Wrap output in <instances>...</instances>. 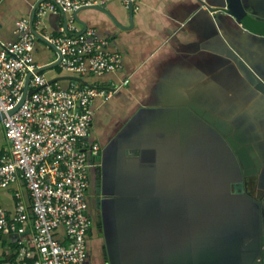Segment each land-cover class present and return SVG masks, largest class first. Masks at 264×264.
I'll return each instance as SVG.
<instances>
[{"label":"crops","instance_id":"crops-1","mask_svg":"<svg viewBox=\"0 0 264 264\" xmlns=\"http://www.w3.org/2000/svg\"><path fill=\"white\" fill-rule=\"evenodd\" d=\"M37 2L0 0V39L17 41V22L30 19ZM244 2L264 15V0ZM223 4L142 0L131 19L121 0H107L123 27L103 11L79 12L80 32L95 30L107 50L122 57L116 72L84 78L112 90L108 101L94 102L87 136L101 152L89 169L86 213L95 225L85 264H257L264 96L253 74L264 80V36L208 8ZM64 26L62 12L50 13L38 32L47 38ZM34 56L40 67L58 58L37 37ZM41 73L70 86L63 78L71 75L60 65ZM8 146L0 121V155ZM15 191L26 201L30 222L25 234L0 241V258L3 242H19L31 231L23 180L0 190V203L11 218ZM55 236L64 239V229Z\"/></svg>","mask_w":264,"mask_h":264},{"label":"built area","instance_id":"built-area-1","mask_svg":"<svg viewBox=\"0 0 264 264\" xmlns=\"http://www.w3.org/2000/svg\"><path fill=\"white\" fill-rule=\"evenodd\" d=\"M136 10L142 0H121ZM107 0H42L34 22H17L18 40L0 39V113L9 146L0 155V190H7L19 179L29 192L33 219L28 239L22 246L16 264H24L28 247L35 250L34 264H85L86 237L91 221L86 213L87 170L89 157L99 151L97 143L89 144L87 136L94 117L97 98L108 101L112 90L70 82L63 88L50 81L35 61V34L44 26L46 15L59 12L69 15L68 24L57 35L46 36L61 53L64 73L86 78L116 72L122 57L107 50L108 41L95 30L80 32L74 13L86 5H104ZM35 92L13 115L12 110L23 96L26 77ZM127 81L124 82L126 84ZM123 85V84H122ZM15 214L9 218L0 203V233L23 235L30 222L23 195L15 191ZM62 227L64 239L55 236Z\"/></svg>","mask_w":264,"mask_h":264},{"label":"water","instance_id":"water-1","mask_svg":"<svg viewBox=\"0 0 264 264\" xmlns=\"http://www.w3.org/2000/svg\"><path fill=\"white\" fill-rule=\"evenodd\" d=\"M41 2H42V0H39V2H37V4L34 6V9L32 11L31 18H30L31 23L34 22L36 9ZM208 8L211 11H219V10L224 11V12L228 13L229 15H231L234 18V20L237 22V24H239L243 29H245V30H247L253 34H258V35L264 36V15L255 14L254 12L251 13L249 11L248 7L246 6L244 0H224V4L222 6L213 7V6L208 5ZM84 9H96V10L103 11V12L107 13L118 24V21L114 18V16L108 12L107 3L104 5L94 4V5H86V6L81 7L79 10H77L74 13V17L77 21H79V18H78L79 12H81ZM128 9H129L130 18L133 19V17H134V5L132 3H130ZM62 14L65 17V26H67L68 19L66 18V14L65 13H62ZM118 25L120 27H123L121 24H118ZM32 32L35 34V36L38 39L47 43L58 56V58L53 63L38 68L37 72L47 71L51 68H55L58 65H60V62L62 59V55H61L60 51L53 44H51L47 38H45L43 35H41L34 28L33 25H32ZM253 75H254L255 81H256V89L264 96V80L261 79L259 76H257L255 73ZM30 78H31V74H29L26 77L25 88H24L22 98L20 99L18 104L12 110H10L8 112L9 115H13L14 113H16L19 110V108L23 105V103L35 92L34 89L29 87ZM63 79L70 80V81L77 82V83H81V84L87 85L89 87H96L94 85L88 84L83 77H79V76H73V75L65 76ZM52 82H55V80H53ZM4 118H6V114L0 113V121H2ZM248 194L252 195L249 191H248ZM28 202H29V205H31L30 200ZM32 218H33V215H32ZM13 236L17 237V236H19V234L7 235V234H1L0 233V241L9 240ZM257 245H258V249H259L258 250L259 252H257V260H258L257 264H264V226H263L262 230H260V232H259V242Z\"/></svg>","mask_w":264,"mask_h":264},{"label":"trees","instance_id":"trees-1","mask_svg":"<svg viewBox=\"0 0 264 264\" xmlns=\"http://www.w3.org/2000/svg\"><path fill=\"white\" fill-rule=\"evenodd\" d=\"M23 239H28V238H23ZM2 245L4 252L0 258V264H16L22 246L19 245V242H14V243L3 242ZM35 259H36L35 250L33 249V247L29 246L28 254L23 259V263L34 264Z\"/></svg>","mask_w":264,"mask_h":264},{"label":"flooded vegetation","instance_id":"flooded-vegetation-1","mask_svg":"<svg viewBox=\"0 0 264 264\" xmlns=\"http://www.w3.org/2000/svg\"><path fill=\"white\" fill-rule=\"evenodd\" d=\"M90 144H92V143H90ZM93 144H94V143H93ZM97 144H98V143H97ZM98 146H99L98 154H97L96 156H90V157H89V160H88V162H89V167H88V170H87L88 188H87V192H86V201H87V204H88V196H89V192H90V189H91V186H92V182H91V179H90V176H89V169H90V167L92 166V160H93L94 158H96V157L100 154V152H101V147H100L99 144H98ZM89 219H90V221H91V226H90V229H89V232H90V231L93 230L94 225H95V222H94L93 219H91V218H89ZM89 232H88V234H89ZM88 234H87V236H88ZM86 243H87V237H86Z\"/></svg>","mask_w":264,"mask_h":264}]
</instances>
